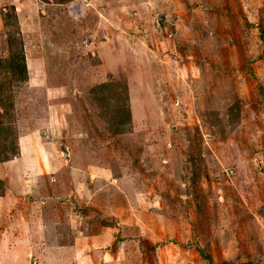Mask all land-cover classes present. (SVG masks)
I'll use <instances>...</instances> for the list:
<instances>
[{
  "label": "rangeland",
  "instance_id": "rangeland-1",
  "mask_svg": "<svg viewBox=\"0 0 264 264\" xmlns=\"http://www.w3.org/2000/svg\"><path fill=\"white\" fill-rule=\"evenodd\" d=\"M251 263L264 0H0V264Z\"/></svg>",
  "mask_w": 264,
  "mask_h": 264
},
{
  "label": "trees",
  "instance_id": "trees-1",
  "mask_svg": "<svg viewBox=\"0 0 264 264\" xmlns=\"http://www.w3.org/2000/svg\"><path fill=\"white\" fill-rule=\"evenodd\" d=\"M17 65V66H16ZM15 68L17 70V76H18V80H23V77H25L26 74V68L24 64H16L15 63ZM252 264V263H251Z\"/></svg>",
  "mask_w": 264,
  "mask_h": 264
}]
</instances>
